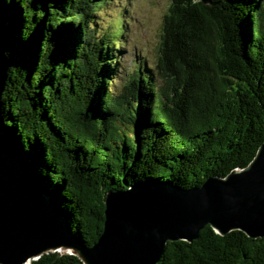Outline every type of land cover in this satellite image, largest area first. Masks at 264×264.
<instances>
[{
    "label": "trees",
    "instance_id": "16d2710c",
    "mask_svg": "<svg viewBox=\"0 0 264 264\" xmlns=\"http://www.w3.org/2000/svg\"><path fill=\"white\" fill-rule=\"evenodd\" d=\"M107 1L0 0L4 126L86 246L107 193L199 187L246 167L264 141V0H171L156 62H137L116 89L122 28L95 24ZM31 264L83 262L49 253ZM156 264H264V238L206 226Z\"/></svg>",
    "mask_w": 264,
    "mask_h": 264
},
{
    "label": "water",
    "instance_id": "95a60500",
    "mask_svg": "<svg viewBox=\"0 0 264 264\" xmlns=\"http://www.w3.org/2000/svg\"><path fill=\"white\" fill-rule=\"evenodd\" d=\"M7 67L0 31V264H31L49 253L75 255L83 264H156L167 243H191L206 226L220 236L264 238L263 141L246 167L199 187L155 183L107 193L102 233L86 246L49 192L30 179L10 141L1 112Z\"/></svg>",
    "mask_w": 264,
    "mask_h": 264
},
{
    "label": "rangeland",
    "instance_id": "374dc122",
    "mask_svg": "<svg viewBox=\"0 0 264 264\" xmlns=\"http://www.w3.org/2000/svg\"><path fill=\"white\" fill-rule=\"evenodd\" d=\"M170 2L171 0H109L98 9L95 24L101 33H115L122 28L118 35L122 47L116 57L120 68L114 82L115 89L124 85L125 75L132 72L137 62L147 65L156 62L163 21Z\"/></svg>",
    "mask_w": 264,
    "mask_h": 264
}]
</instances>
